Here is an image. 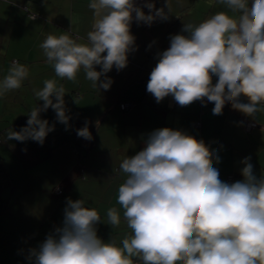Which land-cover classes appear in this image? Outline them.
I'll return each instance as SVG.
<instances>
[{
  "label": "clouds",
  "instance_id": "1",
  "mask_svg": "<svg viewBox=\"0 0 264 264\" xmlns=\"http://www.w3.org/2000/svg\"><path fill=\"white\" fill-rule=\"evenodd\" d=\"M217 3L238 18L219 11L198 24L184 23L180 33L170 36L169 47L157 54L147 92L157 103L169 95L180 106L211 102L214 115L230 103L254 120L264 112V0ZM145 6L147 14L135 0H90L95 19L86 43L70 34H47L40 44L56 76L76 81L83 68L93 88L107 90L112 81L106 74L113 67L125 68L128 53L136 50L133 19L150 25L171 13L169 0L160 8L145 0ZM28 74L25 65L13 62L0 81V97L19 89ZM33 91L43 104L31 110L20 131L10 129L5 140L31 139L42 145L53 126L39 114L49 107L69 126L63 85L49 79ZM77 136L92 139L87 121ZM214 160L219 162L214 150L182 130H153L145 147L119 164L126 178L117 202L132 232L122 246L97 235L102 219L95 208L86 207L83 198H68L62 226L31 249L28 259L32 264H133L132 258L142 264H264V176L257 178L250 157H244L243 179L227 183ZM106 223L120 225L116 208L108 209Z\"/></svg>",
  "mask_w": 264,
  "mask_h": 264
},
{
  "label": "crops",
  "instance_id": "2",
  "mask_svg": "<svg viewBox=\"0 0 264 264\" xmlns=\"http://www.w3.org/2000/svg\"><path fill=\"white\" fill-rule=\"evenodd\" d=\"M89 3L0 0V81L13 62L18 61L29 71L19 89L0 97V264H32L30 250L62 226L68 198H83L86 207L95 208L102 219L96 225L97 235L122 246L121 241L132 232L117 202L118 187L126 178L119 164L125 156L142 150L148 134L155 129H179L202 140L219 157L213 166L225 182L227 174H232V182L243 179L240 170L244 157H250L257 178L264 176V112L255 115L257 128L245 132L238 123V116L244 114L230 103L224 105L222 114L214 115L211 102L180 106L169 95L157 103L147 92L157 54L169 47L170 36L180 33L184 23L198 24L219 11L233 18H238V13L217 0H169L167 20L157 18L149 25L133 19L130 31L136 50L128 53L125 68L117 71L113 67L106 74L112 81L110 87L98 90L86 79L83 68L76 81L57 77L40 48L47 34H70L73 39L81 38L78 43H86L95 19ZM154 3L156 8L164 7L165 0ZM139 6L149 12L145 0ZM96 70H100L99 65ZM49 79L66 90L64 101L70 116L67 129L49 107L39 114L53 126L42 145L31 139L5 140L10 129L20 131L31 110L43 104L33 90L42 89ZM216 79L214 76L213 83ZM240 99L247 102L246 97ZM121 102L130 106L121 108ZM195 120L200 121L199 126L193 125ZM86 121L91 140L77 136V129ZM56 186L62 188L61 193L53 191ZM109 208H116L120 214L117 227L106 223ZM132 259L133 264H142Z\"/></svg>",
  "mask_w": 264,
  "mask_h": 264
},
{
  "label": "built area",
  "instance_id": "3",
  "mask_svg": "<svg viewBox=\"0 0 264 264\" xmlns=\"http://www.w3.org/2000/svg\"><path fill=\"white\" fill-rule=\"evenodd\" d=\"M141 2H142V0H135V3L137 5H140ZM119 105H120L121 108H128L130 106V103L121 102V103H119ZM238 123H239V126L245 132H252L258 126L257 122H255L254 120H251V119L247 118L246 116H244L242 114L238 116ZM193 125L194 126H199L200 125V121L199 120H195L193 122ZM0 142H2V138L1 137H0ZM225 179H226V182L227 183H231L232 182V174H227ZM53 191L55 193H58L59 194V193L62 192V188L60 186H56V187L53 188Z\"/></svg>",
  "mask_w": 264,
  "mask_h": 264
}]
</instances>
